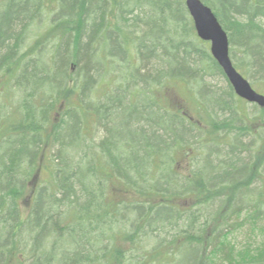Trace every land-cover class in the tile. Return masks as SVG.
Masks as SVG:
<instances>
[{
	"label": "trees",
	"instance_id": "obj_1",
	"mask_svg": "<svg viewBox=\"0 0 264 264\" xmlns=\"http://www.w3.org/2000/svg\"><path fill=\"white\" fill-rule=\"evenodd\" d=\"M201 1L264 95V0ZM210 48L186 0H0V264H264V108Z\"/></svg>",
	"mask_w": 264,
	"mask_h": 264
},
{
	"label": "water",
	"instance_id": "obj_2",
	"mask_svg": "<svg viewBox=\"0 0 264 264\" xmlns=\"http://www.w3.org/2000/svg\"><path fill=\"white\" fill-rule=\"evenodd\" d=\"M186 7L194 21L198 37L211 44V54L223 70L236 95L250 104L264 108V95L258 93L235 68L230 55L228 34L212 9L201 0H186Z\"/></svg>",
	"mask_w": 264,
	"mask_h": 264
},
{
	"label": "rangeland",
	"instance_id": "obj_3",
	"mask_svg": "<svg viewBox=\"0 0 264 264\" xmlns=\"http://www.w3.org/2000/svg\"><path fill=\"white\" fill-rule=\"evenodd\" d=\"M205 82L208 83V85L211 88H213V86H215V85H218V86L222 87L223 89H226L228 87L227 81L221 76L209 75L205 78ZM190 86L191 85L189 84V87ZM169 87L171 90H173V91H170L171 93H173L172 98H170L171 101H175V104L178 103V104L185 106L186 110L190 111L191 110L190 106L193 103L191 102L192 101L191 97L188 94V91H189L188 85L186 83H182V82H173ZM192 87L193 88L195 87V89H197L195 84H192ZM195 89H193V91H195ZM251 112H254V111L251 110ZM243 142L245 144H249V143H251V139L246 138V139H244ZM196 149H198V150H196ZM194 150L197 153L196 154L197 157L199 156V153H203L199 149V145H195ZM179 166L181 167V168H179L180 171H183V169H184L183 164H180ZM240 233H242V232H240ZM240 233H236L233 236V239L235 242L234 244L238 247V249L245 248V247H247L248 244L255 247V246H258L259 244H261L263 242L264 236L260 233V230H258L257 233H251L250 235L248 234V232H246V230H245L244 234L242 233L240 235Z\"/></svg>",
	"mask_w": 264,
	"mask_h": 264
}]
</instances>
